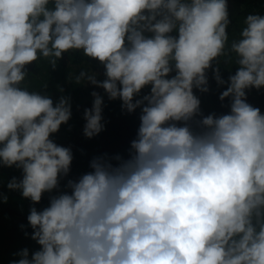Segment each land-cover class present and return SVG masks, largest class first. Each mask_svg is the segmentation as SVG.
<instances>
[{
    "label": "clouds",
    "instance_id": "1",
    "mask_svg": "<svg viewBox=\"0 0 264 264\" xmlns=\"http://www.w3.org/2000/svg\"><path fill=\"white\" fill-rule=\"evenodd\" d=\"M229 23L226 0H0V166L21 170L7 187L32 202L39 245L9 264H264V113L246 98L264 88V15L244 18L225 81L213 61ZM70 50L104 69L75 82L140 108V123L127 157L94 156L60 190L73 153L50 135L70 119L69 98L21 84L28 65L43 57L55 69ZM210 68L227 84L225 114L203 115L193 91L209 90ZM91 95L86 138L105 127L103 97Z\"/></svg>",
    "mask_w": 264,
    "mask_h": 264
},
{
    "label": "trees",
    "instance_id": "2",
    "mask_svg": "<svg viewBox=\"0 0 264 264\" xmlns=\"http://www.w3.org/2000/svg\"><path fill=\"white\" fill-rule=\"evenodd\" d=\"M226 2L230 20L227 27L228 43L225 46V55L213 61V67H219L220 74L225 81L230 74H234L238 67L235 64V53L230 52L229 47L232 40L240 38L239 33L245 27L244 18L248 14L264 15V0H226ZM81 70L96 74L98 80L104 79V69L98 61L88 58L81 50H70L57 61L55 69L43 57L28 65V75L21 84V87L29 91L49 95L54 103L61 96L69 98L70 119L67 123L61 124L56 133L50 135L55 143L70 147L73 153L70 172L67 177L61 179L60 190H66L64 185L67 179H77L80 175L91 171L89 161L94 156L107 153L109 156L120 154L127 157L130 141L135 138L140 123V108L128 113L121 108L122 102L118 98L109 100L102 88L86 81L77 84L74 78ZM207 77L209 89L207 92L193 89L194 94L201 101L202 114L221 115L229 112L231 98L226 97L223 101L219 99L220 93L226 89L227 84H217L212 68L207 70ZM93 91L103 97L102 123L105 127L98 135L86 138L83 135L85 124L83 112L85 108L92 106L94 98L91 93ZM148 91L149 87H145L140 95ZM246 93L247 102L264 113V88L259 90L250 88L246 90ZM196 119L198 120L199 117ZM21 175V170L14 166H0V264H9L10 261L19 259L14 254L23 248H28L30 254L39 248V245L30 238L32 229L28 227L26 219L30 207L33 206L32 202L23 198L18 190H10L7 187L13 177L19 179ZM54 194H57L56 190L53 193H44L40 203L34 206L38 210L46 207L49 203V196ZM4 196L7 197L6 202L2 199Z\"/></svg>",
    "mask_w": 264,
    "mask_h": 264
}]
</instances>
